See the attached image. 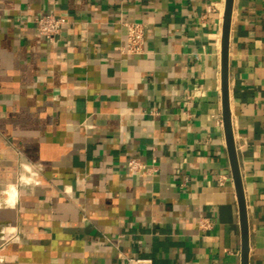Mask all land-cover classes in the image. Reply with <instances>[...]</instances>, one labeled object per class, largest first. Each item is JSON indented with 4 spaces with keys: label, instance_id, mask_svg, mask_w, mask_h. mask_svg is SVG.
Returning a JSON list of instances; mask_svg holds the SVG:
<instances>
[{
    "label": "crops",
    "instance_id": "1",
    "mask_svg": "<svg viewBox=\"0 0 264 264\" xmlns=\"http://www.w3.org/2000/svg\"><path fill=\"white\" fill-rule=\"evenodd\" d=\"M225 8L0 0V264H242ZM51 13L69 20L53 40L35 24ZM126 22L146 24L141 55L121 52ZM229 95L249 264H264V0H234Z\"/></svg>",
    "mask_w": 264,
    "mask_h": 264
},
{
    "label": "water",
    "instance_id": "2",
    "mask_svg": "<svg viewBox=\"0 0 264 264\" xmlns=\"http://www.w3.org/2000/svg\"><path fill=\"white\" fill-rule=\"evenodd\" d=\"M233 7H234V0H226L223 36H222L223 118H224V128L226 132L232 173L236 185L239 207H240V217H241V226H242V264H249L250 233H249V222H248V210H247L243 180L240 171L238 155H237L235 139H234L232 115L230 109V95H229V49H230V31H231Z\"/></svg>",
    "mask_w": 264,
    "mask_h": 264
},
{
    "label": "built area",
    "instance_id": "3",
    "mask_svg": "<svg viewBox=\"0 0 264 264\" xmlns=\"http://www.w3.org/2000/svg\"><path fill=\"white\" fill-rule=\"evenodd\" d=\"M68 23L69 20L66 16H57L54 13L42 14L35 19L38 32L52 40L62 32ZM124 24L127 27V40L121 47V52L130 55L143 54L146 46V24L142 22H126ZM128 167L131 172L140 176H152L157 171L155 165L147 164L135 157L129 159ZM204 225L209 226L210 223H204ZM135 263L141 264L142 262L135 260Z\"/></svg>",
    "mask_w": 264,
    "mask_h": 264
},
{
    "label": "bare ground",
    "instance_id": "4",
    "mask_svg": "<svg viewBox=\"0 0 264 264\" xmlns=\"http://www.w3.org/2000/svg\"><path fill=\"white\" fill-rule=\"evenodd\" d=\"M6 193H7V192H6ZM8 193H9V198H10L11 201L14 199V197H15L16 194H17V193H16V190H15L14 187H10Z\"/></svg>",
    "mask_w": 264,
    "mask_h": 264
}]
</instances>
